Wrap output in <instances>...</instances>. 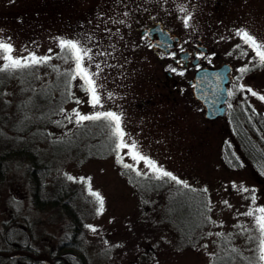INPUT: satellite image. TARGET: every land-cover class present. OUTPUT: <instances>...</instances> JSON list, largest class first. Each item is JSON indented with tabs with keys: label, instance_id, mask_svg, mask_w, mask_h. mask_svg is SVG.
<instances>
[{
	"label": "rangeland",
	"instance_id": "rangeland-1",
	"mask_svg": "<svg viewBox=\"0 0 264 264\" xmlns=\"http://www.w3.org/2000/svg\"><path fill=\"white\" fill-rule=\"evenodd\" d=\"M219 1L0 0V40L13 46L12 55L50 56L47 65L59 70L55 76L63 73L61 82L68 84V98L65 91L56 94L55 99L60 98L62 104L45 121L51 124L43 132L51 137L35 144V137L29 136L26 143L37 146L39 160L47 165L42 172L44 195H55L59 188L66 193L76 190L69 209L74 213L71 218L80 225L79 238L84 239L80 250L88 264H210L221 249V241L264 264L259 259L261 234L255 222L261 215L257 209L264 207V177H258L240 157L231 128L232 117L240 115L242 105L264 115V100L260 98L264 96V63L236 35L241 29L251 32L264 51V0H237L223 6L217 4ZM181 8L187 11L181 12ZM189 15V26L185 27L183 20ZM141 19L159 20L184 41L200 39L209 49L208 64L232 66L229 115L215 120L205 117L204 107L187 86L192 71H173L183 92L172 90L170 96L163 84L167 78L164 69L146 56L138 42L135 25ZM61 40L91 50L92 59L85 58L83 66L92 74L101 97L96 108L90 104L84 81L65 75L75 64L64 59ZM97 63L100 69L95 67ZM3 64L0 58V66ZM53 77L48 74L44 84L48 86ZM26 102L37 108L34 114L39 117L56 105L38 97ZM4 107L0 102V108ZM73 110L82 115L104 111L121 114L125 143L135 141L137 151L174 175L180 185L203 192L209 203L210 223L207 236L195 248H181L172 226L159 224L164 196L145 193L150 183L140 180L169 179H157L142 161L131 158L127 148L115 151L116 140L105 121L77 124ZM10 130L0 127V155L21 145V138L13 137ZM89 131L103 142L93 150L94 143L80 147L74 141H82ZM226 149L239 161V168L227 159ZM90 151L99 155L85 156ZM28 164L13 158L0 169V232H4V218L12 216L15 221L9 228L17 229L8 235L14 240L30 236L34 238L32 247L42 251L59 241V229L69 227L70 214L58 205L56 211L61 214L52 211L57 213L52 215L53 200L35 205L25 168ZM124 164L132 167L125 168ZM89 187L103 198L102 213L98 214L99 205ZM248 212L253 216L246 215ZM15 243L23 245L17 240ZM16 247L0 245V249L12 251ZM232 264H236L234 259Z\"/></svg>",
	"mask_w": 264,
	"mask_h": 264
},
{
	"label": "trees",
	"instance_id": "trees-1",
	"mask_svg": "<svg viewBox=\"0 0 264 264\" xmlns=\"http://www.w3.org/2000/svg\"><path fill=\"white\" fill-rule=\"evenodd\" d=\"M53 68L52 66L44 64L16 70L11 73L0 72V102L6 106L3 109L0 108V127L11 129L10 133L13 137L16 139L21 138L19 142L21 145L19 148L8 149L5 154L0 155V169L5 166V161L13 158L19 159L21 162L29 161V164L25 168L32 182V198L35 201V205L39 207L42 206H38L39 202L45 204L53 200L50 211H56L59 206H61L63 211L65 209V211L70 214V223L67 224L73 227V225L76 224L74 219L71 218L74 213L70 209H66L68 205L64 202L69 199L68 194L70 192L66 193L64 189L59 188L55 195H44L43 193L42 172L44 170L43 166L46 167L47 165H44L43 162L39 160V149L35 145L36 142L45 141L46 137H51L47 132L43 131L45 127L51 124L45 122L48 116L50 117V114L58 110L62 104L60 98L58 100L55 99L56 94L65 91V96H68L66 93L68 84H63L61 82L63 73L55 76L54 74L56 71H53ZM48 74L54 77L53 81L46 86V84H44V79ZM9 97L12 98V100H9ZM33 97L42 98V100L49 101L52 105L56 103V105L51 111L46 113L45 116L39 117L34 114L37 108L28 106L26 102ZM66 97H64L65 100L68 98ZM240 108V115L233 116L231 120V128L238 146V153L254 173L262 178L264 177V115L262 113L253 112L248 105H245V107L242 105ZM229 113L230 112H228V115ZM82 129L83 128H81V132ZM88 134V136H85V139L83 137L82 141L78 142L77 139H74V141L78 143L80 147H84L88 143H94L92 150L103 143L97 141V134L92 135L90 131ZM82 135H84V133H82ZM29 136L35 137L34 139L36 141H32L35 142V144L32 143L28 145L26 143L27 137ZM229 151L230 150L226 149L227 159L230 160L234 166L239 168V161H237L234 156L230 155ZM78 153H80V150ZM87 153L88 154L83 155H99L92 151ZM107 154L108 153H102L104 156ZM140 180L150 183L149 187L146 190L144 189V191H146L145 193L156 192L162 194L161 197L164 196L165 205L162 207L161 211H159L160 213H158L159 224H169L172 226V232L175 233L176 241L181 248H195L197 244L207 236L206 233L210 223L209 203L203 192L199 189L184 187L176 182L170 183L169 180H150L142 178ZM75 191L76 190H72L74 195ZM56 212L52 213L56 215ZM79 227L80 225L78 228ZM221 242V249L214 256L210 264H232L233 259L236 261V264H258L256 257L245 253L242 254L239 250L228 248L227 244L223 241ZM80 255L81 262L84 264L85 259L82 253H80Z\"/></svg>",
	"mask_w": 264,
	"mask_h": 264
},
{
	"label": "flooded vegetation",
	"instance_id": "flooded-vegetation-1",
	"mask_svg": "<svg viewBox=\"0 0 264 264\" xmlns=\"http://www.w3.org/2000/svg\"><path fill=\"white\" fill-rule=\"evenodd\" d=\"M235 1L237 0H220L217 4L223 6L227 3L232 4ZM135 30L138 32V42L145 49L146 56L151 60H156L164 69V74L167 78L163 81V84L165 87L169 88V94L171 97H173L172 90H177L178 93L183 92L182 88H178V85L181 83L180 79L174 76L172 69L192 71L193 75L192 78L187 81V86L193 93V85L190 82L193 80L198 70L216 69L224 64H227L223 63L216 67L212 64H208L209 49L200 39H196L194 41H184L180 35H176L175 32L169 30V27L161 24L159 20L141 19L135 25ZM242 44L247 46L243 42ZM182 54H184V56L181 58ZM231 72L232 66L229 73V82L226 85L227 89L232 81L230 76ZM167 73H170L171 76L169 77ZM228 99L229 89L228 98L225 102L226 115L228 113ZM70 193L68 194L69 199L64 201L68 205L66 208L67 210L69 209V204L73 202L72 198L74 197V193L72 191ZM47 210L46 213L49 214V211L47 212ZM52 215L54 214L52 213ZM14 221L13 217L9 216V218L5 217L1 223L4 227V232L2 234L0 232V245L10 246L13 244V246L18 245V247H16L17 249H14L13 251L0 249V264H83L81 262L80 253L82 252L80 250V246L83 244L82 242L84 239L79 238L81 232L78 228L79 224L76 223L73 227L62 226L59 229L61 236L57 239L59 241L55 243L52 242V247L50 249L37 251L31 245L34 238L29 236L27 238L23 237V240H21L20 237H15L14 240L13 237L11 238L8 235L13 231V229H17V227L9 228V223H13ZM66 225L68 226L67 223ZM16 240L17 242L20 241V244L23 245L19 246V244L15 243ZM41 252H45L46 255L43 256ZM82 256L85 259L84 264H88V259L83 253Z\"/></svg>",
	"mask_w": 264,
	"mask_h": 264
},
{
	"label": "snow or ice",
	"instance_id": "snow-or-ice-1",
	"mask_svg": "<svg viewBox=\"0 0 264 264\" xmlns=\"http://www.w3.org/2000/svg\"><path fill=\"white\" fill-rule=\"evenodd\" d=\"M181 12L187 11L186 8H181ZM127 15V13H125ZM191 19V15H189L187 18L183 20L184 26H189V20ZM119 23H123V21H119ZM236 35L240 36L243 42L248 45L250 48H252L254 51H256V54L260 57V60L262 63H264V51L261 50L262 45L259 44L256 39L253 38L252 35H250L248 32L241 29L236 33ZM59 47L61 49V53H65L64 59L67 61L68 59H71L75 67L72 69L71 72L65 73L71 80L77 79L79 77L81 80L84 81V84L86 85L85 91L90 96V104L93 108H96L97 105L101 104V97L98 94L97 91V85L96 81L93 79L92 74H90L86 68L83 66V62L85 58H87L89 61H91L92 57L90 55V49L81 47L80 44L77 42L71 41V40H61L59 42ZM14 49L13 46L4 41L0 40V58L3 59L4 64L0 66V72H7L11 73L16 70L34 67V66H41L44 64H48L49 60L51 59L50 56H37L34 53L30 54L26 57H14L12 55ZM97 69H100V65L97 63L95 65ZM175 71V69H172ZM53 71H59L56 68H53ZM243 71V69L241 70ZM98 75V73H97ZM255 94V93H253ZM231 95V93H229ZM262 100H264V96L260 97ZM77 103H80L79 100L76 101ZM73 115L76 118L77 124H82L85 121H105L106 126L111 129V135L115 138V151H119L121 149L127 148L131 154V158L136 161L137 163L143 162L146 167L151 169L155 174L156 178L160 179L162 177H167L169 180L175 181L177 184H180L181 181L178 180L174 175H172L170 172L163 170L162 168L157 167L154 161L147 158L146 156L142 155L139 151H137V143L133 141L131 145L125 143V132L122 128V115L117 114L113 111H104V112H95L90 115H82L79 111L73 110ZM69 120L71 121V117H69ZM118 161L122 163V160L118 156ZM125 168H131V165L124 164ZM135 171V169H133ZM137 175H140V172L136 173ZM69 180H72L73 177L68 176ZM81 182H84L83 180ZM184 187H187L185 184ZM89 193L91 196L94 197L95 201L99 205L98 214L102 213L103 207H104V200L101 197V195L98 192H94L89 187ZM246 191V189H243ZM253 199H255L253 197ZM225 203H227L225 201ZM257 211L261 213V215L255 217V222L258 227V230L261 234L260 238V256L259 259L261 261H264V207L258 208ZM248 216H253L252 212L246 213ZM93 232L96 231L95 228H91ZM119 247V245H117Z\"/></svg>",
	"mask_w": 264,
	"mask_h": 264
},
{
	"label": "water",
	"instance_id": "water-1",
	"mask_svg": "<svg viewBox=\"0 0 264 264\" xmlns=\"http://www.w3.org/2000/svg\"><path fill=\"white\" fill-rule=\"evenodd\" d=\"M184 54L181 55V58ZM231 66L224 64L216 69L198 70L190 82L193 85V97L205 109V117L215 120L226 115L225 102L228 98L229 73ZM170 77L171 74L167 73Z\"/></svg>",
	"mask_w": 264,
	"mask_h": 264
}]
</instances>
